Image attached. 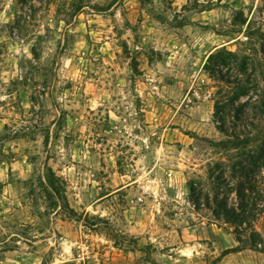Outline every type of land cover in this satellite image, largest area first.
<instances>
[{
	"label": "rangeland",
	"instance_id": "rangeland-1",
	"mask_svg": "<svg viewBox=\"0 0 264 264\" xmlns=\"http://www.w3.org/2000/svg\"><path fill=\"white\" fill-rule=\"evenodd\" d=\"M261 4L0 0V264H264V118L218 145L214 103L229 88L203 68L222 45L255 58L249 94L264 99ZM242 164L255 245L204 205L237 206Z\"/></svg>",
	"mask_w": 264,
	"mask_h": 264
},
{
	"label": "trees",
	"instance_id": "trees-1",
	"mask_svg": "<svg viewBox=\"0 0 264 264\" xmlns=\"http://www.w3.org/2000/svg\"><path fill=\"white\" fill-rule=\"evenodd\" d=\"M258 10L264 12V0L258 7ZM242 23L245 19H242ZM260 49L264 54V32H260ZM257 60L248 55H240L238 52L227 49L224 45L215 48L211 51L204 63L203 68L208 71L211 76L221 84V88L227 87L232 89V94L226 98L230 90L217 91V98L214 103V119L218 122V128L225 133L229 138L217 142L221 147L226 148L233 140L230 138L234 133L239 122H245L251 113L256 115L262 113L261 118H264V99L252 101V94H249V85L258 86V74L255 73L253 67ZM226 92V93H225ZM256 93V92H255ZM260 95V93H257ZM244 98V100H240ZM232 102V104H229ZM260 102V103H258ZM230 105L229 111L227 106ZM232 111V112H231ZM236 137H238L236 135ZM260 167V166H258ZM239 182L234 191L237 198V206L230 205L226 197L216 194L212 200L214 206H211L210 199L205 194L204 205L211 208V214L216 221L232 226V232L235 234L238 241L242 240L241 235L248 232L251 245L260 243L261 236L252 227V219L256 215V202L249 195V191H253V182L251 172L254 171L252 166L242 164L239 168ZM53 195L60 198L59 191L51 186ZM201 194L196 192L194 187L190 185L189 201L195 209H200L202 204L199 202ZM59 207V206H58ZM68 215H75L73 208L69 206L59 207ZM154 264H158L155 260H149Z\"/></svg>",
	"mask_w": 264,
	"mask_h": 264
},
{
	"label": "crops",
	"instance_id": "crops-1",
	"mask_svg": "<svg viewBox=\"0 0 264 264\" xmlns=\"http://www.w3.org/2000/svg\"><path fill=\"white\" fill-rule=\"evenodd\" d=\"M135 182V180H131L125 184H123L121 187H118V188H115L113 190H110V191H107V192H104L103 194L101 195H98L95 199V201L97 202H103V200H106L107 198L109 199V197H115V196H118L122 193V190H129L131 191V186H132V183ZM139 199H142L141 197H139ZM100 204V203H99ZM99 239L107 242L108 239H106L105 237H99ZM92 245V243H90ZM99 244V243H98ZM91 245H89V247H91ZM97 253V252H96ZM101 255H104V259L103 261L105 262L106 260H108L110 257V253L109 252H105V253H101ZM154 264V263H153Z\"/></svg>",
	"mask_w": 264,
	"mask_h": 264
},
{
	"label": "built area",
	"instance_id": "built-area-1",
	"mask_svg": "<svg viewBox=\"0 0 264 264\" xmlns=\"http://www.w3.org/2000/svg\"><path fill=\"white\" fill-rule=\"evenodd\" d=\"M85 247H86V248H89V245L87 244V245H85Z\"/></svg>",
	"mask_w": 264,
	"mask_h": 264
}]
</instances>
